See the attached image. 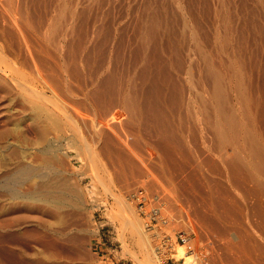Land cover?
Listing matches in <instances>:
<instances>
[{
    "label": "rangeland",
    "instance_id": "1",
    "mask_svg": "<svg viewBox=\"0 0 264 264\" xmlns=\"http://www.w3.org/2000/svg\"><path fill=\"white\" fill-rule=\"evenodd\" d=\"M0 80L3 157L56 145L54 170L82 193L32 214L4 211L0 196V264H163L158 232L191 239L166 264H264V0H0ZM26 94L60 130L33 120ZM215 102L239 137L218 136ZM85 143L99 181L74 149ZM7 158L2 180L14 174ZM136 187L159 198L167 223L147 230Z\"/></svg>",
    "mask_w": 264,
    "mask_h": 264
},
{
    "label": "bare ground",
    "instance_id": "2",
    "mask_svg": "<svg viewBox=\"0 0 264 264\" xmlns=\"http://www.w3.org/2000/svg\"><path fill=\"white\" fill-rule=\"evenodd\" d=\"M154 23V22H153ZM146 36V35H145ZM144 40V39H143ZM199 49V48H198ZM197 49V50H198ZM207 64V62H206ZM209 65V63H208ZM207 66V65H206ZM211 66V64H210ZM211 69H213L211 67ZM210 70V68H209ZM209 70H207L209 72ZM215 70V69H213ZM207 72V73H208ZM214 71H212V74H213ZM209 74V73H208ZM215 74V73H214ZM213 74V76H214ZM217 74V72H216ZM215 74V75H216ZM210 75V74H209ZM210 77V76H209ZM216 77V76H215ZM220 77H218V74H217V80L219 79ZM212 79V77H211ZM214 79V78H213ZM10 80V79H8ZM11 80L12 77H11ZM1 81V80H0ZM6 81V80H5ZM16 81V80H15ZM21 81V80H20ZM19 82V81H18ZM18 82L16 81L15 83H17V87H19L20 85H18ZM3 85V84H2ZM219 85V84H218ZM9 86V85H8ZM10 87V86H9ZM22 87V85H21ZM20 87V88H21ZM213 88H216L215 86ZM222 90V86L220 87ZM19 89V88H18ZM216 91V92H215ZM25 92V91H24ZM33 92V91H32ZM215 92V94H214ZM225 92V91H224ZM223 90L220 92L219 91V88L217 87L216 89L213 90V93L211 92V94H214V98L217 100L221 99V93L222 95H224L223 93ZM31 94V93H30ZM29 94V95H30ZM27 95V94H26ZM32 95V94H31ZM28 97V95L26 96ZM31 101V98L30 96L28 97ZM27 98V99H28ZM225 98V97H224ZM28 99V100H29ZM33 99V98H32ZM37 99V98H36ZM40 99V98H39ZM22 100V99H21ZM24 100V99H23ZM35 99H33L34 101ZM225 100V99H224ZM29 101V102H30ZM40 102V101H39ZM135 102V101H134ZM133 103V102H132ZM211 103V101H210ZM216 103V102H215ZM43 104V103H42ZM42 104H39V103H33L32 101L28 104V108L30 111H32L34 113L33 115V120L36 121V123H40L42 120L43 121H48L49 122V125L52 124L53 128L55 126V129L56 130H60V124H61V121H60V118H59V115L56 114L55 112H53V110L49 109L48 107L46 106H43ZM45 104V103H44ZM140 104V103H139ZM133 105V104H132ZM212 105V104H211ZM223 105H221V103L217 102L216 105H214L213 107V110H212V114L214 116V120H213V125L215 127V131L216 133L218 134L219 137H221V139H223L224 141L226 140H230L232 138H234V135H235V129L236 127L239 125H237L236 123V120H234V116L233 114H230L229 111L226 109L227 112H225L222 108ZM135 106H133L134 108ZM141 107V106H140ZM139 107V108H140ZM132 108V109H133ZM149 109V108H148ZM135 110V109H134ZM132 111V110H131ZM128 112V111H127ZM135 112V111H134ZM59 113V112H58ZM130 114V111L128 112ZM232 113H234L232 111ZM61 114V113H60ZM235 114V113H234ZM30 116V115H29ZM156 117V116H155ZM32 120V119H31ZM52 123H51V122ZM42 124V123H41ZM40 125V124H39ZM48 125V126H49ZM37 126V124H36ZM47 126V127H48ZM240 126V125H239ZM18 127V126H17ZM39 128V132H41L42 130H45V132L47 131V127L46 128H42L40 130V126H38ZM235 127V128H234ZM242 127V126H241ZM240 127V128H241ZM52 128V127H51ZM54 129V130H55ZM238 129V133H237V137H239V128L237 127ZM244 129V128H243ZM245 133V131H243ZM250 132V131H249ZM49 133V132H48ZM59 133V131H58ZM246 135L250 133H248L246 131ZM46 134V133H45ZM253 134V133H252ZM43 135V133H41V136ZM44 136V135H43ZM42 136V137H43ZM46 136V135H45ZM44 136V137H45ZM241 136V135H240ZM235 136L236 139H239ZM244 137V136H243ZM248 137V136H247ZM46 138V137H45ZM246 138V136H245ZM244 138V139H245ZM250 138V137H249ZM248 138L249 141H251L253 138H255V136L251 137V140ZM43 139V138H42ZM40 138V140H42ZM246 140V139H245ZM43 141V140H42ZM234 142V140H232ZM254 140H252L251 142L253 143ZM228 142V141H227ZM227 142L225 144H227ZM250 142V143H251ZM255 142V141H254ZM26 143V142H25ZM232 143V142H231ZM258 143V142H257ZM1 144V143H0ZM3 144V143H2ZM37 144H41V143H37ZM69 144V143H68ZM229 144V143H228ZM236 144H237V141H236ZM4 145H8V144H5ZM17 145V144H16ZM22 145V144H21ZM78 145V144H77ZM76 145V146H77ZM48 146V145H47ZM88 145L85 143L82 145V149H79L74 147L75 150H79L81 152V150H84L86 151V155H89V161H90V164H89V167L91 166L92 169L94 167V169L96 168L97 172L95 173L94 171L96 170H92V172L94 173V178H96L97 180L96 181H99V176H98V171H101V168H100V165L98 164L99 163V159L97 158V155L98 154H94L92 153L89 148L87 147ZM4 147V146H2ZM260 145H259V149H260ZM1 148V147H0ZM5 148V147H4ZM24 148V147H23ZM22 148V146H20L19 144L17 145V149L21 150V151H18L17 153V156L16 158H12L14 159V161H12L14 163V174H11V176H7V177H4L3 180L0 182V196L4 202H8V207L6 205L7 208L3 209L4 211H9L10 213H16L17 210H21L23 211L24 213L26 214H30V212L33 210V209H40L41 211L44 209H48L49 207H54L56 209H60L63 205H65L67 203V199L70 197L73 200H75L74 198H77V200H81L80 197H81V194L78 189L74 188L73 185L71 186L69 184V181L68 179H66V177L60 173L59 171H55L57 169L54 170V167H55V164L57 165L58 161L60 160L57 153H59V148L56 147V145H49L47 149L44 148V150H40L38 151L41 155V157L38 159H33L31 156H32V153H26V151H24V149ZM62 148V147H61ZM253 148V147H252ZM257 148V147H256ZM3 149V148H2ZM251 149V148H250ZM258 149V148H257ZM256 149V150H257ZM258 149V152L261 151ZM31 150V149H30ZM255 150V151H256ZM263 150V149H262ZM2 151V150H1ZM0 151V165L2 164H6V162L3 163V161H6V158L9 156H5L3 157V152ZM16 151V150H15ZM84 151H83V154H84ZM93 151V149H92ZM254 151V152H255ZM249 152V151H248ZM252 152V150L250 151ZM253 152V153H254ZM260 153V152H259ZM82 154V155H83ZM256 154V153H255ZM81 155V156H82ZM85 155V154H84ZM85 155V157H86ZM259 155V154H258ZM99 157V156H98ZM259 157V156H258ZM9 158V157H8ZM7 158V161L10 162V160H8ZM28 158V159H27ZM11 159V158H10ZM88 160V159H87ZM86 160V162H87ZM228 161V160H227ZM254 161V160H253ZM13 163L10 162V164L13 165ZM21 163H24L23 165ZM92 163H95V166H93ZM252 163V162H251ZM9 165V164H7ZM11 165V167H12ZM85 165V164H84ZM6 166V165H5ZM249 166V165H248ZM10 167V166H9ZM60 167V166H59ZM6 169V167H4ZM9 169V168H8ZM91 169V168H90ZM11 170V169H9ZM13 170V169H12ZM82 170V169H81ZM255 171V170H254ZM7 172V171H5ZM9 173V172H7ZM10 173H12L10 171ZM9 173V174H10ZM65 173V172H64ZM92 175V174H91ZM2 177V176H1ZM93 177V175H92ZM71 183V182H70ZM23 187V188H22ZM0 198V200H2ZM72 201H70L72 203ZM76 201V200H75ZM70 203V204H71ZM77 203V202H76ZM37 209V210H38ZM36 210V211H37ZM34 212V211H33ZM162 209H161V213H162ZM32 214V212H31ZM41 215V214H39ZM29 216V215H28ZM26 218H29L27 216H25ZM11 221V220H10ZM13 221V219H12ZM15 222L18 223V219H14ZM3 222V221H2ZM174 222V221H173ZM10 223V222H9ZM125 226H131V229H128L130 230V235L133 236L135 238V240L137 241V243L140 245V247H142L141 249H143L144 251H146V254H147V250H148V245H147V241H146V244H145V237L144 235L141 233V230L138 228L139 227V224L137 226V224L133 223L129 218H127L125 220ZM23 224V223H22ZM19 225V224H18ZM16 224V226H18ZM5 226L6 229L8 228H12V227H9L8 226V222H4V225L3 227ZM1 228V227H0ZM130 228V227H128ZM147 228V227H146ZM4 229V228H3ZM126 229H124L125 231ZM147 230L150 231V229L147 228ZM154 230V229H153ZM156 233V231H153ZM6 233V236H4L5 238L9 237L10 235H13L14 234V231H10V230H6L5 231ZM132 233V234H131ZM3 238V237H2ZM11 239V238H9ZM13 239V238H12ZM133 239V238H132ZM147 239V237H146ZM2 240V239H1ZM0 240V241H1ZM7 240V239H6ZM4 239V241H6ZM7 242V241H6ZM29 243V242H28ZM175 244L179 245V243H174L173 244V247L169 250L168 252V255L170 253H172V251L174 250V246ZM29 246V245H28ZM183 246V245H182ZM150 249L152 250V248L150 247ZM153 251V250H152ZM151 251V252H152ZM6 254V253H5ZM150 254V252H149ZM152 254H155V251H153ZM153 256V255H152ZM183 257L185 259H187V262L189 261L190 257L189 256H186V255H183ZM189 257V258H188ZM148 259V262L149 264H154L155 262L152 261L151 258L149 257H146ZM155 258H156V254H155ZM146 259V260H147ZM154 259V258H153ZM158 259V258H157ZM197 259V258H196ZM187 262H185V264H187ZM191 263L190 264H196L194 263L195 262V256H194V260L190 261ZM155 264H161L160 262H156Z\"/></svg>",
    "mask_w": 264,
    "mask_h": 264
},
{
    "label": "built area",
    "instance_id": "3",
    "mask_svg": "<svg viewBox=\"0 0 264 264\" xmlns=\"http://www.w3.org/2000/svg\"><path fill=\"white\" fill-rule=\"evenodd\" d=\"M129 198L132 203L136 206L137 211L144 217V226L148 229L154 228L151 226L152 222L158 225H163L167 223L165 218L161 217L162 207L159 205V198L156 197L155 201L151 195H148L147 190L144 187H136L131 189L129 192ZM156 230V229H155ZM160 230V229H158ZM157 236V247L158 255L161 259H164L166 264L169 250L173 247L174 243H182V245L188 244L190 242V236L183 232H177L175 234V242L173 243L172 237L166 233L158 232Z\"/></svg>",
    "mask_w": 264,
    "mask_h": 264
}]
</instances>
